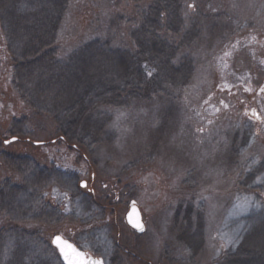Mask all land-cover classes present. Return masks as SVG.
I'll use <instances>...</instances> for the list:
<instances>
[{"label":"rangeland","instance_id":"obj_1","mask_svg":"<svg viewBox=\"0 0 264 264\" xmlns=\"http://www.w3.org/2000/svg\"><path fill=\"white\" fill-rule=\"evenodd\" d=\"M151 3L71 0L56 43L61 59L96 40L137 52L134 33ZM183 6L182 29L164 40L177 49L176 64L192 60L187 85L167 82L155 98L103 108L106 135L91 147L56 142L53 118L24 109L11 87L0 97L2 127L24 129L0 137V234L13 228L17 239H1L0 264L35 233L61 234L104 264H226L250 239L247 255L264 264V0ZM1 19L0 80H8ZM8 99L22 107L5 120ZM12 137L46 144L6 145ZM132 202L144 234L127 223Z\"/></svg>","mask_w":264,"mask_h":264},{"label":"trees","instance_id":"obj_2","mask_svg":"<svg viewBox=\"0 0 264 264\" xmlns=\"http://www.w3.org/2000/svg\"><path fill=\"white\" fill-rule=\"evenodd\" d=\"M70 1L0 0L2 34L7 52L4 57L10 62L9 72L5 73L8 80L3 77L0 80V97L6 100L11 87L24 109L53 118L60 133L56 142L70 148L73 144L88 148L106 135L105 125L110 116L103 108L126 107L138 98H155L165 83L176 88L184 87L194 73V66L192 60H181L176 64L174 56L177 49L164 40L167 39L165 33L176 34L182 29L184 0H153L144 12L141 28L134 33L137 52L112 50L96 40L76 50L67 60H62L56 43ZM192 30L190 32H196V29ZM148 33H151L150 37H147ZM166 54L168 56L165 57ZM3 99L0 100L4 103ZM20 103L18 105L8 99L10 116L1 117L5 120L12 118V114L22 107ZM2 125L0 137L12 133L20 136L24 130L22 126L7 129ZM87 136L89 142L85 139ZM21 137H12L17 141L8 146L23 142L33 149L42 147ZM14 171L17 174L18 170ZM45 192L49 193L48 190ZM11 230L13 228L5 229L6 237L0 234V241L2 238L7 241L11 236L16 239ZM36 236V233L30 236L31 242H36V249H33L29 237H19L20 243H15L14 250L10 248L5 264H63L51 241ZM248 241L250 239L246 244ZM246 244L239 246L226 264L258 262L247 255L249 246ZM40 247L44 248L41 249L42 254L37 253Z\"/></svg>","mask_w":264,"mask_h":264},{"label":"snow or ice","instance_id":"obj_3","mask_svg":"<svg viewBox=\"0 0 264 264\" xmlns=\"http://www.w3.org/2000/svg\"><path fill=\"white\" fill-rule=\"evenodd\" d=\"M261 91L264 92V88H262ZM253 115L256 114L253 113ZM133 226L137 227L140 231H143V227L141 225L135 224ZM54 243L56 244L57 248H59L60 253L63 256V259L66 264H103L102 260H96L87 257L84 252L78 250L67 242H63L59 237L54 240Z\"/></svg>","mask_w":264,"mask_h":264},{"label":"water","instance_id":"obj_4","mask_svg":"<svg viewBox=\"0 0 264 264\" xmlns=\"http://www.w3.org/2000/svg\"><path fill=\"white\" fill-rule=\"evenodd\" d=\"M16 141H17V139H13V140H11V141L6 142V144L9 145L10 143H13V142H16ZM84 185H86V184H84ZM126 220H127L128 225H129L132 229H134L137 233H139V234H144V233H145V231H146V226H145V223H144V221H143L142 213H141L139 207L135 204V202L132 203V205H131V207H130V210H129L127 216H126ZM135 224H139V225H141V226L143 227V231H140L137 227H134L133 225H135ZM57 237L61 238V240H62L63 242H67L68 244H71L72 246H74V247L77 248L78 250H80V249H79L75 244H73V243L70 242L69 240L65 239V238H64L63 236H61V235H56V236L53 237V239H52V245L57 249V251H58V253H59V255H60V258H61L63 264H66V262H65L64 259H63V256H62L61 253H60L59 248H57L56 244L54 243V240H55ZM80 251H82V250H80ZM82 252H84V251H82ZM84 253H85V252H84ZM85 254H86V253H85ZM86 256H87V257H90V258H92V259L102 260V259L95 258V257H93V256H88L87 254H86ZM102 262H103V260H102ZM103 264H104V262H103Z\"/></svg>","mask_w":264,"mask_h":264}]
</instances>
